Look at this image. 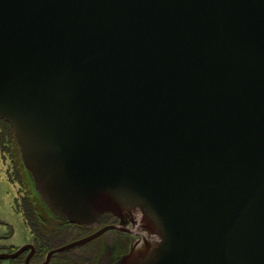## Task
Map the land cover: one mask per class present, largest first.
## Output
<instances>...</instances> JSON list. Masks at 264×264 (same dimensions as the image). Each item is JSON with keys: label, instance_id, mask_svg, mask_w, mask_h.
Masks as SVG:
<instances>
[{"label": "water", "instance_id": "obj_1", "mask_svg": "<svg viewBox=\"0 0 264 264\" xmlns=\"http://www.w3.org/2000/svg\"><path fill=\"white\" fill-rule=\"evenodd\" d=\"M0 118L54 214L120 220L0 259L141 217L114 264H264V0H0Z\"/></svg>", "mask_w": 264, "mask_h": 264}, {"label": "rangeland", "instance_id": "obj_2", "mask_svg": "<svg viewBox=\"0 0 264 264\" xmlns=\"http://www.w3.org/2000/svg\"><path fill=\"white\" fill-rule=\"evenodd\" d=\"M13 155L18 157L20 155L16 135L11 124L0 119V253L12 252L17 247L20 248L33 239L31 228L26 223L24 214L17 202L19 196L30 193L40 212L46 214L49 218L54 216L52 208L38 189L33 172L26 167L24 161H19V172V169L15 167V157ZM103 226L106 225L100 220L89 225H83V227L72 225V231L64 236L53 237L51 248L63 246L85 237ZM127 226L131 227L132 224L129 223ZM138 232L140 231L135 229L134 234L131 235L118 229H110L97 239L58 253L54 256V260L58 263L61 258L74 255V264H114L123 254L129 252L135 243L144 241V238ZM88 249H91L89 255L87 253ZM25 253L16 259H0V264H26L24 260ZM46 254L42 256L41 261ZM35 259H33V262L37 261Z\"/></svg>", "mask_w": 264, "mask_h": 264}, {"label": "trees", "instance_id": "obj_3", "mask_svg": "<svg viewBox=\"0 0 264 264\" xmlns=\"http://www.w3.org/2000/svg\"><path fill=\"white\" fill-rule=\"evenodd\" d=\"M20 160V159H19ZM19 162L17 159L15 160V165ZM18 167V165H16ZM15 166V167H16ZM16 167V168H17ZM20 172V169H19ZM21 181L23 182V178L21 177ZM17 198L18 205L21 207L20 210L23 212L25 221L31 228L32 234L36 239L37 243V252L34 258L37 260L36 262H40L42 256L47 253L53 243L52 239L56 236H64L71 230V226L73 223L69 222L66 219H57V218H49L46 214L40 212L38 206L35 204L34 200L31 197L30 193L25 194L21 197ZM92 249V248H91ZM91 249L87 251L88 255L91 252ZM87 256V255H85ZM74 257H64L61 258L59 264H73ZM82 259V258H81Z\"/></svg>", "mask_w": 264, "mask_h": 264}, {"label": "flooded vegetation", "instance_id": "obj_4", "mask_svg": "<svg viewBox=\"0 0 264 264\" xmlns=\"http://www.w3.org/2000/svg\"><path fill=\"white\" fill-rule=\"evenodd\" d=\"M1 120H4V119H2V118H0ZM12 126V125H11ZM13 130H14V128H13ZM14 134H15V131H14ZM16 139H17V137H16ZM18 141V140H17ZM19 144V143H18ZM19 151H20V155H19V157L18 156H16V155H13L15 158H14V160H16L17 159V161L19 162H23V159H22V156H21V150H20V146H19ZM18 153V152H17ZM21 158V159H20ZM20 159V160H19ZM17 165V164H16ZM17 167V166H16ZM18 169H19V163H18V167H17ZM16 168V169H17ZM21 197L22 196H20V198H19V200H21ZM51 218H57V219H60V220H62L63 219V217H61V216H58V215H56V214H54V216H51ZM98 220H100L101 222H103V223H105V225H111V224H120V220H119V218H117V217H115L114 215H112L111 213H105V214H103L100 218H98ZM73 225L74 226H78V227H83V225H80V224H75V223H73ZM129 229H130V231H123V232H125V233H129V234H134V232H135V228H134V226H131V227H128ZM98 229H100V228H98ZM98 229H96V230H98ZM95 230V231H96ZM94 231V232H95ZM93 233V232H92ZM91 234V233H90ZM138 234H140L141 236H143L142 235V233H140V232H138ZM100 237V236H99ZM97 239V238H96ZM34 241H35V243H34ZM29 243H33L34 245H35V248H36V250H35V252H34V254L32 255V257H31V261L33 262V259H34V257H35V255H36V252H37V243H36V239L34 238V236H33V239L29 242ZM18 249V247L16 248V249H14V251L15 250H17ZM52 249V248H51ZM14 251H12V252H14ZM26 252V253H25ZM29 252H30V249H28V250H26V251H24L23 253H25L24 254V260L26 259V257H27V255L29 254ZM22 253V254H23ZM55 255H57V254H55ZM55 255H53V257L51 258V260H50V263L49 264H59V263H57V261L56 260H54V256ZM20 256V255H19ZM19 256H17V257H15V258H13V259H16V258H18ZM46 256V255H45ZM73 257H74V255H72ZM45 259V258H44ZM44 259L42 260V261H44ZM42 261H40V262H42ZM73 261H74V259H73ZM56 262V263H55ZM33 263H39V262H33ZM74 264V263H73Z\"/></svg>", "mask_w": 264, "mask_h": 264}, {"label": "bare ground", "instance_id": "obj_5", "mask_svg": "<svg viewBox=\"0 0 264 264\" xmlns=\"http://www.w3.org/2000/svg\"><path fill=\"white\" fill-rule=\"evenodd\" d=\"M144 220L141 217H135L134 219L130 220V224H132V226H134L135 228H137V230L140 229L141 226L144 225ZM142 237H147V235L145 234V232H142ZM151 240H153V238H150ZM139 242V241H138ZM140 243V244H139ZM136 244V248L138 249L139 247H141V242H139Z\"/></svg>", "mask_w": 264, "mask_h": 264}]
</instances>
